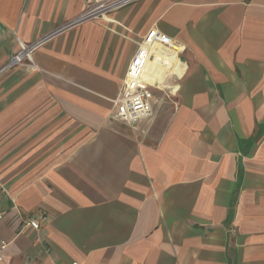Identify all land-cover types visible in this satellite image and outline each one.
<instances>
[{"label": "crops", "instance_id": "crops-1", "mask_svg": "<svg viewBox=\"0 0 264 264\" xmlns=\"http://www.w3.org/2000/svg\"><path fill=\"white\" fill-rule=\"evenodd\" d=\"M95 1L0 0V264H264V0H141L8 68ZM153 28L175 47L128 126L113 101Z\"/></svg>", "mask_w": 264, "mask_h": 264}, {"label": "built area", "instance_id": "built-area-1", "mask_svg": "<svg viewBox=\"0 0 264 264\" xmlns=\"http://www.w3.org/2000/svg\"><path fill=\"white\" fill-rule=\"evenodd\" d=\"M139 1L141 0H96L82 15L62 26L52 34L45 36L32 44H25L18 40L20 50L12 57L8 68L24 64L34 68L33 53L54 37L87 20L105 18L106 16ZM154 47L174 49L175 43L172 38L161 33L156 28L150 30L143 39L141 47L132 57L128 65L121 93L119 97L113 101L115 111L113 112L112 117L122 124L134 126L139 121L149 119L154 115L151 104L152 90L145 76L151 50ZM1 220L2 215L0 214V222ZM23 223L34 230L40 229L39 220L34 213L23 218ZM7 245L8 243L2 240L0 242V252L5 250ZM0 258L2 259L1 256Z\"/></svg>", "mask_w": 264, "mask_h": 264}, {"label": "rangeland", "instance_id": "rangeland-1", "mask_svg": "<svg viewBox=\"0 0 264 264\" xmlns=\"http://www.w3.org/2000/svg\"><path fill=\"white\" fill-rule=\"evenodd\" d=\"M171 95V94H170ZM170 97V96H169Z\"/></svg>", "mask_w": 264, "mask_h": 264}]
</instances>
